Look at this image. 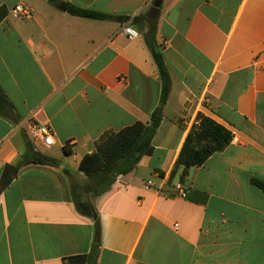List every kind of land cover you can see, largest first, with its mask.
<instances>
[{"label": "crops", "instance_id": "1", "mask_svg": "<svg viewBox=\"0 0 264 264\" xmlns=\"http://www.w3.org/2000/svg\"><path fill=\"white\" fill-rule=\"evenodd\" d=\"M58 1L0 0V178L29 149L60 163L23 168L0 195V264L90 255L95 223L72 196L87 181L79 163L106 132L147 124L160 105L145 24L132 22L157 0ZM19 5L30 19L12 12ZM156 40L169 82L154 152L91 199L101 235L92 264H264V194L251 184L264 182V0H162ZM199 114L238 142L183 177L176 161ZM31 121L52 128L54 146L33 141Z\"/></svg>", "mask_w": 264, "mask_h": 264}, {"label": "trees", "instance_id": "2", "mask_svg": "<svg viewBox=\"0 0 264 264\" xmlns=\"http://www.w3.org/2000/svg\"><path fill=\"white\" fill-rule=\"evenodd\" d=\"M55 6L60 5L58 0H45ZM68 13L90 20L107 21L111 17L99 12L83 10L73 6L69 7ZM8 15L5 7H0V24ZM133 24L144 23L143 35L154 63L164 84L160 105L151 115L149 123L137 122L118 133L106 132L97 142L96 151L86 155L79 163V172L86 177V185H73L72 196L78 213L89 218L95 223V236L92 252L90 255L79 256L70 259L73 264H92L95 253L101 244L99 229V217L91 199L108 192L115 182L113 175H127L133 172L144 156H150L154 152L153 139L158 132L163 119L164 107L167 101L169 74L164 59L157 43V18L152 20L148 15L136 17ZM5 98L0 91V105L4 104ZM198 124L194 125L187 135L183 147L176 161V170L184 168L183 177L190 168L203 166L209 158L224 151L232 141L233 134L223 125L210 117L199 114ZM30 165L48 166L60 168V163L48 156L29 149L22 161L17 165H6L0 178V195L17 178L20 171ZM251 184L264 194V182L251 180Z\"/></svg>", "mask_w": 264, "mask_h": 264}, {"label": "built area", "instance_id": "3", "mask_svg": "<svg viewBox=\"0 0 264 264\" xmlns=\"http://www.w3.org/2000/svg\"><path fill=\"white\" fill-rule=\"evenodd\" d=\"M12 12L23 19H30L32 17V12L30 11V9L26 8L23 5L16 6ZM123 33L130 40H135L140 37V33L131 27H124ZM29 129L32 139L35 143H41L42 146L45 148H50L54 146V142H55L54 132L51 127L47 125H41L36 121H31ZM237 142H238V138L236 136H233L231 143H237ZM151 186H152V182H148L146 185L147 188H150ZM179 196L185 198L186 194L180 191Z\"/></svg>", "mask_w": 264, "mask_h": 264}, {"label": "water", "instance_id": "4", "mask_svg": "<svg viewBox=\"0 0 264 264\" xmlns=\"http://www.w3.org/2000/svg\"><path fill=\"white\" fill-rule=\"evenodd\" d=\"M161 4H162V0H157L155 2L154 7H153V9L151 10V12L149 14L150 19L155 20L158 17ZM61 10L63 12H66L68 10V6L67 5H62ZM121 21H122V19L119 20V22H121ZM113 177L116 178L117 175H113Z\"/></svg>", "mask_w": 264, "mask_h": 264}, {"label": "rangeland", "instance_id": "5", "mask_svg": "<svg viewBox=\"0 0 264 264\" xmlns=\"http://www.w3.org/2000/svg\"><path fill=\"white\" fill-rule=\"evenodd\" d=\"M76 181H77V179H76Z\"/></svg>", "mask_w": 264, "mask_h": 264}]
</instances>
